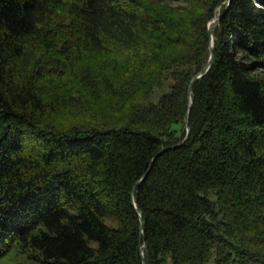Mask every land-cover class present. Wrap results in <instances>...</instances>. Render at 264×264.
Listing matches in <instances>:
<instances>
[{
	"label": "trees",
	"instance_id": "16d2710c",
	"mask_svg": "<svg viewBox=\"0 0 264 264\" xmlns=\"http://www.w3.org/2000/svg\"><path fill=\"white\" fill-rule=\"evenodd\" d=\"M14 252L264 264V0H0V264Z\"/></svg>",
	"mask_w": 264,
	"mask_h": 264
},
{
	"label": "water",
	"instance_id": "95a60500",
	"mask_svg": "<svg viewBox=\"0 0 264 264\" xmlns=\"http://www.w3.org/2000/svg\"><path fill=\"white\" fill-rule=\"evenodd\" d=\"M227 5L229 4L230 0H226ZM220 20V16H215L208 24V28H209V33L211 36V41H210V47H209V58L207 63L204 65V67L202 68L201 71H199L191 80L190 82V87H189V93H190V104L192 102V97H191V92H192V86L193 83L201 78L202 76H204L211 68L212 64H213V59H214V40H215V36L213 33V29L216 23H218ZM185 124H186V128H187V135L185 137V139L188 137L189 132H190V126H189V113H186V117H185ZM166 148H163L160 152L164 151ZM159 152V153H160ZM142 220V218H141Z\"/></svg>",
	"mask_w": 264,
	"mask_h": 264
},
{
	"label": "rangeland",
	"instance_id": "374dc122",
	"mask_svg": "<svg viewBox=\"0 0 264 264\" xmlns=\"http://www.w3.org/2000/svg\"><path fill=\"white\" fill-rule=\"evenodd\" d=\"M163 90H157L152 98V102H157L160 98V95L162 94ZM1 264H27L24 258L22 257V254L19 252H14L10 257L8 256L7 259H5Z\"/></svg>",
	"mask_w": 264,
	"mask_h": 264
}]
</instances>
